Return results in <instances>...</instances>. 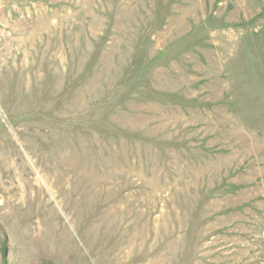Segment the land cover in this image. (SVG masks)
I'll use <instances>...</instances> for the list:
<instances>
[{
    "label": "rangeland",
    "instance_id": "1",
    "mask_svg": "<svg viewBox=\"0 0 264 264\" xmlns=\"http://www.w3.org/2000/svg\"><path fill=\"white\" fill-rule=\"evenodd\" d=\"M0 264H264V0H0Z\"/></svg>",
    "mask_w": 264,
    "mask_h": 264
}]
</instances>
